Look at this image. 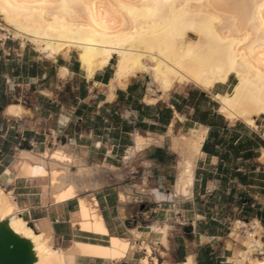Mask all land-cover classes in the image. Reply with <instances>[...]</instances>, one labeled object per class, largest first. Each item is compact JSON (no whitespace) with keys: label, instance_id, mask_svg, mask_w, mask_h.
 I'll list each match as a JSON object with an SVG mask.
<instances>
[{"label":"crops","instance_id":"crops-1","mask_svg":"<svg viewBox=\"0 0 264 264\" xmlns=\"http://www.w3.org/2000/svg\"><path fill=\"white\" fill-rule=\"evenodd\" d=\"M70 55L47 59L22 50L0 62V186L30 227L49 229L54 246L65 250L74 242L107 244L111 235L133 246L119 261L81 254L74 264H235L231 258L243 248L231 236L237 222L239 237L260 226L264 245V118L251 127L219 112L214 96L230 81L210 91L178 84L149 103L141 76L117 83L110 61L88 77ZM11 104L22 113H6ZM137 134L151 143L127 163ZM184 136L202 139L192 153L188 195L175 188L186 156L174 140ZM23 151L49 173L55 166L81 173L79 194L96 199L108 234L73 226L77 199L50 205L40 183L18 176ZM56 151L71 162L54 159ZM86 169L93 171L88 177Z\"/></svg>","mask_w":264,"mask_h":264},{"label":"bare ground","instance_id":"bare-ground-1","mask_svg":"<svg viewBox=\"0 0 264 264\" xmlns=\"http://www.w3.org/2000/svg\"><path fill=\"white\" fill-rule=\"evenodd\" d=\"M0 28L30 42L47 59L74 52L88 77L115 58L117 83L138 74L149 78L148 95L144 97L149 103L156 101L157 92L164 95L178 84L191 83L210 91L233 78L228 92L214 96L219 112L230 121L251 127H256L257 118L264 117V0H0ZM6 113L20 115L22 108L11 104ZM200 140L185 136L174 140V147L186 156L175 187L180 195L190 193L192 153L198 151ZM150 143L151 139L137 134L135 146L124 160L132 162ZM20 154L15 165L18 176L40 183L44 201L58 205L77 199L73 226L108 234L96 199L79 194L81 173H62L56 170L58 166L49 173L36 157L24 151ZM52 157L71 162L61 151ZM261 160L264 163V151ZM90 173L93 171L85 170L86 177ZM140 191L149 190L142 187ZM120 198L125 197L120 194ZM21 212L11 193L0 186V222H7L15 234L30 242L33 264H74V257L81 254L119 261L133 249L129 239L111 235L107 244L74 242L65 250L54 246L49 229L36 232L30 227ZM238 224L231 236L237 235L243 248L231 259L235 264H264V256H253L258 248L264 253L260 226L239 237ZM183 264L193 262L189 259Z\"/></svg>","mask_w":264,"mask_h":264},{"label":"water","instance_id":"water-1","mask_svg":"<svg viewBox=\"0 0 264 264\" xmlns=\"http://www.w3.org/2000/svg\"><path fill=\"white\" fill-rule=\"evenodd\" d=\"M30 242L15 234L7 222H0V264H33Z\"/></svg>","mask_w":264,"mask_h":264},{"label":"rangeland","instance_id":"rangeland-1","mask_svg":"<svg viewBox=\"0 0 264 264\" xmlns=\"http://www.w3.org/2000/svg\"><path fill=\"white\" fill-rule=\"evenodd\" d=\"M24 45V46H23ZM24 51L25 53L28 54H36L39 55L41 57H43L36 49L35 47L28 41L26 40H21V39H16L14 38L12 35L8 34L6 30H3L0 28V62L2 64V66H4L3 64V57H16L20 51ZM69 54H71L70 56L72 58H77L76 54L74 52H70ZM112 63L115 62V58L111 60ZM139 76H141L145 82H146V87H148V81L149 78L147 76H145L144 74H138ZM230 82L233 84L234 83V79L231 78ZM230 90V89H229ZM228 90V91H229ZM225 91L224 93L228 92ZM264 118V117H263ZM264 248V247H263ZM254 257H258L261 258L264 256V253L262 252L261 249H257L254 253H253Z\"/></svg>","mask_w":264,"mask_h":264}]
</instances>
